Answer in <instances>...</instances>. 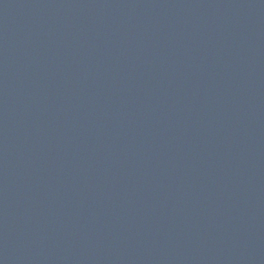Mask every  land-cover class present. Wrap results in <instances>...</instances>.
I'll use <instances>...</instances> for the list:
<instances>
[{"label":"water","instance_id":"95a60500","mask_svg":"<svg viewBox=\"0 0 264 264\" xmlns=\"http://www.w3.org/2000/svg\"><path fill=\"white\" fill-rule=\"evenodd\" d=\"M0 264H264V0H0Z\"/></svg>","mask_w":264,"mask_h":264}]
</instances>
